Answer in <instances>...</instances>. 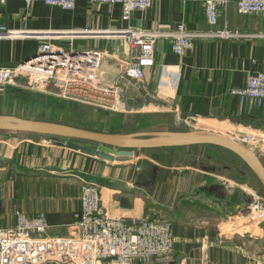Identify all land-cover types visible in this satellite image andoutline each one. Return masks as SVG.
Wrapping results in <instances>:
<instances>
[{
  "label": "crops",
  "instance_id": "0c3cea01",
  "mask_svg": "<svg viewBox=\"0 0 264 264\" xmlns=\"http://www.w3.org/2000/svg\"><path fill=\"white\" fill-rule=\"evenodd\" d=\"M0 21L14 32L0 38V66L16 65L34 55L42 42L50 40L64 47L106 50L108 54L104 56L102 69L108 79L114 78L121 60L137 51L125 37L100 34L74 39L58 36L41 38L29 33L71 29L112 31L127 27L171 28L181 21L190 29L207 30L211 27L203 0H156L149 9L134 10L129 19L122 18L119 3L77 0L73 9H64L41 0L30 4L24 0H7ZM225 25L253 35L197 37L193 48L184 55L172 51L170 39H160L156 43L155 64L145 68L144 77L140 80L123 79V95L128 109L123 116L120 114L121 125L112 132L195 131L201 126L199 122L206 120L229 125L223 126L229 131L233 129L234 133L244 131L246 136L250 135L248 138L264 141V131L260 126L264 121V105L258 106L252 99L240 103L238 97L230 93L232 87L244 85L250 73L264 70V36L257 34L264 32V14L239 13L236 0H231L227 10L221 11L216 27ZM141 115L155 119L154 124L149 128H141L143 124L140 123L135 124V128L131 126L130 120H138ZM1 143L0 140L2 225L15 224L17 209L28 214L45 211L51 224L48 232L67 235L71 230L69 223L73 220V212L80 208L81 184L94 181L101 187L102 204L112 215L152 212L171 218L177 238L173 252L175 262L183 260L180 263L201 264V258L208 255V264H264V242L257 241L249 242L237 251L243 257L242 262L226 263V256L231 253L224 238L264 237V218L250 210V197L244 183H239L238 178L228 177L224 171L217 172L219 167L214 162L207 165L215 166V170L177 164L163 167L159 158L152 156L153 152L158 151L159 154L162 149L169 152L180 145L218 147L234 154L224 147L176 144L143 148L149 152L142 155L152 158L155 164L159 163L153 179L151 169L136 172L130 159L108 161L59 140L46 148L30 139L18 140L15 145L10 144L13 146L10 151ZM15 146L22 149L16 150ZM75 157L80 161L84 159V162L74 163ZM90 158H95L93 170L86 166ZM240 174L245 175L246 170L240 169ZM53 186L68 187L73 194H65V197L62 193L64 199L43 203L44 188ZM41 187L42 191L38 189ZM233 213H239V216L232 219ZM188 225H194L192 228L197 231L187 234L184 228ZM203 237L207 238L208 244L202 247Z\"/></svg>",
  "mask_w": 264,
  "mask_h": 264
},
{
  "label": "built area",
  "instance_id": "2783aa9c",
  "mask_svg": "<svg viewBox=\"0 0 264 264\" xmlns=\"http://www.w3.org/2000/svg\"><path fill=\"white\" fill-rule=\"evenodd\" d=\"M24 1L30 4L36 0ZM41 1L64 9H73L77 2ZM89 1L119 3L122 18L129 19L134 10L149 9L156 0ZM230 1L203 0L205 14L211 24L207 30L190 29L181 21L171 28L31 31L29 35L41 38L58 36L74 39L100 34L121 36L137 51L121 60L114 78L108 79L102 69L104 56L108 54L106 50L73 47L66 50L50 40L44 41L27 59L14 66H0V89L4 85L40 90L54 87L61 97L81 96L116 112L127 111L122 81L124 78L140 80L144 77L145 68L155 64V48L160 39H170L172 51L184 55L193 48L197 37L253 35L231 29L228 25L216 27L221 11L227 10ZM6 2L0 0V19ZM236 9L244 14H264V0H236ZM13 34L0 21V38ZM257 34L264 36V32ZM230 93L237 96L240 103L252 99L258 106L264 105V70L250 73L245 84L232 87ZM79 199L80 208L73 212V220L69 223L71 230L67 235L48 232L51 224L45 211L28 214L22 209L15 210V224H0V264H182L173 259L177 238L171 218L152 212L112 215L102 204L101 187L94 181L82 182ZM249 206L251 211L262 214L264 218V200L253 199ZM207 244V238L203 237L202 247Z\"/></svg>",
  "mask_w": 264,
  "mask_h": 264
},
{
  "label": "rangeland",
  "instance_id": "374dc122",
  "mask_svg": "<svg viewBox=\"0 0 264 264\" xmlns=\"http://www.w3.org/2000/svg\"><path fill=\"white\" fill-rule=\"evenodd\" d=\"M12 86V87H11ZM3 86L0 89V112L9 113L20 115L24 117H32V118H42L48 119L63 123H68L76 126H82L93 130H100V131H109L112 132L114 130L117 117L120 114L123 116L125 111H121L120 113H116L109 109L106 106L96 104L94 102H90L81 96H74V97H61L56 94L55 88L50 87L49 89L40 90V89H29L20 86ZM125 98V97H124ZM128 105V104H127ZM155 119L150 118L149 116H142L140 119L130 120V125L134 127L135 124L140 123L142 126L141 128H149L154 124ZM210 122V121H204ZM216 122V125L222 126L225 125L223 123ZM222 124V125H221ZM148 125V126H147ZM200 127L196 128L195 131L204 130L209 132H214L226 137L231 138L241 144L250 146L260 157L262 162L264 163V141L258 140L255 138H248L246 137L245 133L235 134L229 131V129L223 127H212V126H203L205 125L202 123L198 124ZM229 127V125H225ZM230 126H232L230 124ZM135 128V127H134ZM138 128V126L136 127ZM234 131V130H232ZM247 133V132H246ZM30 139L40 143L41 145L51 147L54 146L57 142L56 139H50L48 135L44 134H34L30 132H19V131H8V130H0V140L1 145L6 146L10 149L13 148L10 144H16L18 140H27ZM16 150H21L22 148H18L17 146L14 147ZM145 152H149L148 150L140 149L136 153L135 156L129 158L132 160L133 168L136 172L142 170L141 167L137 166L136 160L139 157H148L152 160L149 156H144ZM153 152L152 156H155L159 163L162 164L163 167L172 166V165H179V166H195L200 168L201 165L204 164H211V162L217 163L218 170L217 172H226L228 173V177L234 178L235 180L240 183H244L245 189L248 191V196L253 200H264V183L260 179V177L243 161H241L237 156L231 154L221 148L218 147H211V146H187V145H180L179 147L169 150V152H165L164 149ZM169 153V154H168ZM128 159V160H129ZM74 163L82 164L84 159L81 161L75 157L73 159ZM157 163V165H159ZM95 165V158H90L87 160L86 166L91 170L94 169ZM231 166V167H230ZM230 167V171L228 170ZM147 169V168H144ZM240 169L246 170L245 175L240 174ZM108 172L110 173V169ZM151 172H149L150 174ZM55 176V175H53ZM42 191V187L38 188ZM126 192V191H125ZM72 195V190L67 188H61L59 186H53L51 188L46 189L44 188V202L43 203H51L54 201H60L61 198L64 199V195L62 194ZM63 197H62V195ZM65 197H67L65 195ZM80 197V195H79ZM80 200V199H79ZM129 202H132L130 199ZM199 206V205H198ZM197 206V207H198ZM204 209V208H202ZM251 213V212H250ZM235 219L239 216V213H233ZM241 215V214H240ZM260 219V217L258 218ZM254 221V220H253ZM261 224L260 226H262ZM195 227L194 225H188V227L184 228L187 234H191L193 231H197L196 229L192 228ZM192 231V232H191ZM216 233V232H215ZM245 235V234H244ZM263 239L255 238V235L246 236L245 238H224L226 245L228 246V251L231 254L226 256V263L230 262H242L243 257L237 254L239 249H243L246 245L254 242H264ZM176 245V244H175ZM244 246V247H243ZM175 249V247H174ZM207 250V249H206ZM174 252V251H173ZM206 258H201V264H208L209 257L205 255ZM173 259L175 260V256L173 253ZM183 261V260H182ZM180 261V262H182Z\"/></svg>",
  "mask_w": 264,
  "mask_h": 264
},
{
  "label": "water",
  "instance_id": "95a60500",
  "mask_svg": "<svg viewBox=\"0 0 264 264\" xmlns=\"http://www.w3.org/2000/svg\"><path fill=\"white\" fill-rule=\"evenodd\" d=\"M66 50L72 47H65ZM264 131V121L260 123ZM0 130L40 133L52 139L93 153L108 161L123 162L136 155L138 150L150 147H162L176 144H212L224 147L240 157L263 181L264 163L258 154L248 145L241 144L229 137L199 131H162L155 133H115L93 130L68 123L24 117L9 113H0ZM137 166L152 170V178L156 177L158 165L148 157H139ZM205 170H215L212 165H201ZM248 201H252L248 198Z\"/></svg>",
  "mask_w": 264,
  "mask_h": 264
},
{
  "label": "bare ground",
  "instance_id": "6f19581e",
  "mask_svg": "<svg viewBox=\"0 0 264 264\" xmlns=\"http://www.w3.org/2000/svg\"><path fill=\"white\" fill-rule=\"evenodd\" d=\"M199 123H201V122H199ZM204 123H205L206 125H209V126H212V127H215V126L218 127V128L223 127V125H222V126L219 125V126H220V127H219L218 124L216 125V122H214V121H210V122H204V121H202V124H204ZM224 128H225V127H224ZM232 130H233V129H230V131H232ZM233 132H234V131H233ZM238 132H239V133H245L244 131H236L235 134H238V135H239Z\"/></svg>",
  "mask_w": 264,
  "mask_h": 264
},
{
  "label": "trees",
  "instance_id": "16d2710c",
  "mask_svg": "<svg viewBox=\"0 0 264 264\" xmlns=\"http://www.w3.org/2000/svg\"><path fill=\"white\" fill-rule=\"evenodd\" d=\"M121 122H122V116L117 117V121H116V124H115V127L117 129L120 127Z\"/></svg>",
  "mask_w": 264,
  "mask_h": 264
}]
</instances>
